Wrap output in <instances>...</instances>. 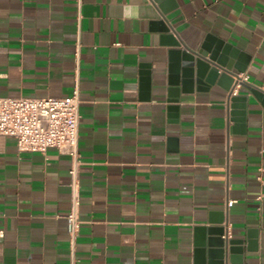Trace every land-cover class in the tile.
Segmentation results:
<instances>
[{
    "label": "crops",
    "instance_id": "crops-1",
    "mask_svg": "<svg viewBox=\"0 0 264 264\" xmlns=\"http://www.w3.org/2000/svg\"><path fill=\"white\" fill-rule=\"evenodd\" d=\"M207 37L264 92V0H0V96L78 81L83 221L73 246L71 156L0 136V264H199L196 229L219 226L264 264V103L241 86L237 120L218 85L170 100L173 40Z\"/></svg>",
    "mask_w": 264,
    "mask_h": 264
},
{
    "label": "built area",
    "instance_id": "built-area-1",
    "mask_svg": "<svg viewBox=\"0 0 264 264\" xmlns=\"http://www.w3.org/2000/svg\"><path fill=\"white\" fill-rule=\"evenodd\" d=\"M233 94L248 81L241 75ZM80 90L78 81L69 96H0V136L15 138L19 152L46 153L50 148L65 150L72 158L69 169L71 205L65 215L70 242L76 244L83 221L80 217L79 149ZM261 199V196L258 197ZM0 236L4 232L0 231Z\"/></svg>",
    "mask_w": 264,
    "mask_h": 264
},
{
    "label": "water",
    "instance_id": "water-1",
    "mask_svg": "<svg viewBox=\"0 0 264 264\" xmlns=\"http://www.w3.org/2000/svg\"><path fill=\"white\" fill-rule=\"evenodd\" d=\"M171 29L169 27L164 30L169 32ZM172 44L183 46V48L171 51L172 58L175 59V70L170 82V100L179 101V96L173 93L177 89L180 92H190L195 87L198 90H205L212 85H218L228 92V101L234 109L232 114L239 115L237 120H244L247 97L243 94H233L241 78L240 74L245 71V63L241 61L236 51L229 45L214 41L211 37H207L200 47L195 48L188 46L180 39L173 40ZM242 86L249 88L264 103L263 91L247 86L245 83H242ZM196 235L199 264H205V254H208V264H241L236 258V253L241 250L238 246L241 240L229 237L224 226L198 227Z\"/></svg>",
    "mask_w": 264,
    "mask_h": 264
}]
</instances>
